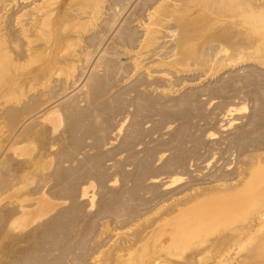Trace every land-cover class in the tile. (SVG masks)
<instances>
[{
    "label": "bare ground",
    "instance_id": "obj_1",
    "mask_svg": "<svg viewBox=\"0 0 264 264\" xmlns=\"http://www.w3.org/2000/svg\"><path fill=\"white\" fill-rule=\"evenodd\" d=\"M140 1H141V3L143 2L144 4H142L143 7H141V10L140 11L137 10V11H139V12H137L135 10V8L138 4H140ZM131 4H133V5H131ZM121 5L123 6L124 10H126L129 7V5L132 6L133 9H131V14H130V16L128 15L129 20H128V16H127V18H124L125 19V21H124V19L122 17H120L119 14H118L119 16L117 15V9H118V7L122 8ZM140 6H141V4H140ZM0 7H1L0 8V70H1V66L3 65V62L5 61V59L9 61L8 63H11V62L21 63V61H22V62H24V65H25V62H28L29 60L33 59V61H31V62H33L32 65L34 64V62H36L37 65L35 64L36 67H35V65H33L35 67V70H33L32 74L34 72H36V75H35L36 77L37 76L43 77V83L41 85H39L40 89L39 90L37 89L38 91L36 93H34V95H33L35 98H38L41 100V103L39 102L40 104L39 103L37 104L39 106L33 111L31 109V112H28L26 115L23 114L24 116L22 118V121L19 123L18 128L14 127L15 130L7 133L6 135L4 133L3 138H1L2 136L0 134V171L3 168H7L8 165L12 164L13 162H15L16 164L18 163V166H16L17 168H15L13 170L15 176L9 174L8 175L9 178L5 179V184L0 189V197H1L0 202H2V204H3V205H1L2 206L1 209L4 212L3 215H6V225H5V231L7 234L6 236L9 239V241L11 243L10 245L12 247V249L10 251V262H9V264H37V261L34 260L35 256L33 258L31 257V259H33V260H31L30 258H28L30 256H27L26 254H27V250H29V247L31 248L32 246L36 245L35 244L36 240H38L39 237L45 236L48 238V237H52L53 235L56 236V234H55L56 232H57V235H59L58 229L59 228L61 230L63 229V228H61L62 227L61 223L64 222V225H65V222L68 221L67 219H70V218H66V221L61 220V219H63L62 217H65V216L68 217L69 216L68 214H70V215L72 214V217L73 218L75 217V221H77L76 216L81 214L82 210H85V209L81 208L82 204H80V203L86 204V206L89 207L90 209L94 208V197L95 196H92V194L90 196V192H89L90 187H93V183L88 185V186L84 185L85 182L83 184H81L84 186H80L79 184H77V187H79V188L75 189V186L73 184H74V182H77V181L73 180L74 182H73V184H71V185H73V187L67 189L66 191H63V193L64 192L66 193V194H64V195H66L65 197H67L65 199L66 201L58 202L57 199L55 198V196L54 197L51 196L52 194H51V189L48 186V183H49L48 181L47 182L41 181V183L38 184V183H36V181L34 179L35 178H40L41 180L44 179L45 178L44 176H46L44 174L45 168H46L47 164L53 160V158L55 156V151H57L56 147L60 146V145H64V147L63 146L62 147L65 148V146L69 144V143L67 144V142H69L70 138H68L66 136V133H60L59 132V126L61 127L60 124H62L61 111H60V106L62 104H66L69 107L68 110L70 112V115H72V116L75 114L79 115V113L82 111L80 108H82L83 104H86L88 107L92 106V105L96 106L93 109H91V113L86 116V120H88L89 121L88 123L91 124V126L93 127L92 131L95 129V127L97 128L93 134L94 138L96 137L97 142L102 140L103 135H104V125L99 124V122L102 118L101 117L99 120L101 108L100 107L98 108L97 107L98 105H96V103H97L96 101L98 99L99 94H102V93H100L102 89L100 90V92H98V89H99L98 85H100L99 83L103 82L102 76L104 74H102V76H101V73L103 71L100 72V67L102 66V64L104 65V69H105V67L113 68L112 67L114 65L113 62L114 61L116 62V60H121V57H123L124 60L126 61V66L128 65L129 69L131 68V71L128 69L131 72V75H132L131 77H134V76L136 78L138 77L140 79V81H142L141 86H143L144 88L150 87L152 89V87H154L153 91H158L159 88L160 89L163 88L159 91V93L161 94L162 97L167 96L169 93H171L172 86H174V85L171 86L173 76H171V74H168L167 70H171V68H173V67L176 68L175 78L183 75V73H184V75H186L185 72H187V70L186 71L182 70L179 68V66L183 65L184 63H187V61L189 62V60H192L194 62L196 61L197 63H199V61H201L203 58L205 60L207 58V60H211L213 62L219 61L221 59H223V61H226L228 59L227 58L225 60V58L228 56L227 53H229V51H231L233 53V54H231L233 57V58H231V59H233V60H231V62H233L235 65H243V66L252 65V67L256 66L260 69H263V71H264V0H4V3ZM123 13H124V11H123ZM127 20L131 24H133L135 29L133 28L134 30L131 29V31H128L126 33H122L123 32L122 31L123 26H124L123 24H125ZM6 21L8 22V27H5L4 23H6ZM6 26H7V24H6ZM125 30H126V26H125ZM11 31L14 32V34H12ZM135 31H137L138 33L137 32L135 33ZM107 35L113 36L112 41H114V44H113L114 47H118V46L120 47L121 46V48H124L125 50L123 52H120V53L117 52L119 55H117V53L113 52V50H112L113 53L109 54L108 53L109 50H108V48H106V45L108 46V44H106V41H108ZM110 39L111 38H109V40ZM94 40L95 41L98 40V41L95 42ZM6 42L11 46V50L8 47L9 50L6 51L7 50L6 49L5 50L6 52L2 53L1 45L4 44V46H5ZM20 43L21 44L23 43L22 46H20ZM86 45H88V46H86ZM205 45H207V46L211 45L212 47L214 45V47H213L214 50L211 53L209 52L210 53L209 57L202 55V47H205ZM5 48H6V46H5ZM112 49H114V48L112 47ZM13 55L17 56V58H14ZM2 60H4V61H2ZM82 60H84V61H82ZM58 61H61L65 64L68 62V66H69V64H70V66H72V71L71 72L69 71L68 76L66 75L67 76L66 82H68V85H70L69 84V81H70V83H72V87H73L74 91H75V89H78V90H76L77 92L75 91L76 93L75 94L73 93V95L70 97H69L70 94H68V92L66 90L56 92L58 90V87L61 88L63 85V83H62L63 81L60 84V80L57 79V77H56L57 75L55 76V73H54V67L57 68L55 65ZM226 63H227V61H226ZM226 63H225V67H226ZM118 64H119V62H118ZM123 64H121L122 67L125 66V63H123ZM17 65L19 66V64H17ZM17 65H15V66L17 67ZM27 65L29 66L28 63H27ZM32 65H31V67H32ZM185 65L186 64H184V66ZM6 66H8V64ZM15 66H12V67L16 68ZM119 66L117 65L116 67H119ZM184 66H182V67H184ZM22 67L23 66H21V69H22ZM25 67L21 71H23L25 69ZM27 67H26V69H27ZM187 67H188V65H187ZM9 69L11 70V68H9ZM57 69H59V67ZM79 69L81 72L80 75H79V72L77 71ZM114 69H115V67L113 68V70ZM246 69H247V67H246ZM55 71L59 72V70H55ZM60 71H61V69H60ZM109 72H111V71H109ZM109 72H107V73H109ZM237 72H239V71H237ZM30 73H28V74H30ZM61 73H63V72L61 71L60 74ZM20 74H22V72ZM26 74H27V72H26ZM115 74H117V73H115ZM242 75H244V74H242ZM109 76H111V74L108 75V77ZM11 77H12V75H11ZM27 77H29V76L27 75ZM7 78H9V77H7ZM13 78H14V76H13ZM113 79H114V77H113ZM137 79H136V81H137ZM186 79H185V81H186ZM127 80H128V78H127ZM0 81H2L1 78H0ZM16 82H17V80H16ZM78 82H80V83H78ZM77 83H78V85H77ZM189 83H190V81H189ZM0 84H2V82ZM176 85H179V84H176ZM21 86L23 87L24 85H21ZM139 86H140V83H139ZM139 86H138V88H139ZM132 87H130V89ZM62 88H64V87H62ZM11 89H12V86L5 87L3 89L4 90L3 92H8V94H9ZM35 89H36V87H35ZM35 89L34 90L32 89V91H36ZM21 90H22V88H21ZM0 92H1V88H0ZM110 92H111V90H110ZM125 92H126V90H125ZM137 92H138V90H137ZM48 93L49 94L50 93H67V94H63V96H61V97H59V95H54L52 98L49 97L50 99H46V97H48ZM69 93H71V92H69ZM130 93H131V91H130ZM1 94H3V93H0V95ZM14 95H16V94H14ZM141 95H142V93H141ZM10 97H11V95H10ZM11 98H13V95ZM71 98H72V100H71ZM111 99H114V98H111ZM141 100H143V99H141ZM144 100H146V99L144 98ZM8 101H10V100H8ZM29 101H31V98ZM158 101H160L159 98H158ZM168 101H170V100H168ZM17 102H20V101L17 100ZM17 102L15 104H17ZM106 102H108V100ZM134 103H136V102H134ZM7 104H5V105H7ZM10 104H13V103H10ZM99 106H101V105H99ZM84 107H85V110L89 109V108L86 109V106H84ZM90 108H92V107H90ZM104 108L106 110V107H104ZM143 108L144 107H142V109ZM24 110H25V107H24ZM68 110L66 107V111H68ZM28 111H30V110H28ZM83 111H84V109H83ZM116 111H118V110H116ZM101 112H102V110H101ZM129 112H130V110H129ZM229 112H231V111H229ZM13 114H15V113H13ZM65 115L66 114H64V116ZM105 116H107V115L105 114ZM79 119L81 120V118H79ZM72 120L73 119H71V122H72ZM79 121H78V123H81V121L80 122ZM126 122H124V123H126ZM252 122H253V120H252ZM118 123H119V121H118ZM74 124H75V122H74ZM139 124H141V123H139ZM82 125H84V124H82ZM76 126L80 127V124L76 125ZM248 126H249V124H248ZM67 127H68V125H67ZM72 127H75V126L72 125ZM136 127H137V125H136ZM69 128H71V127H69ZM78 129H81V127L77 128L75 130L78 132ZM83 129H84V127L82 128V130ZM139 129L141 130L142 128H139ZM2 130H3V128H2ZM86 131H88V130H86ZM121 131H122V126H119L118 129L113 134V137L119 136L121 134ZM64 132H65V130H64ZM131 134H133V132ZM249 134L250 133H248V135ZM122 135H124V134H122ZM179 136L182 138L183 135L182 136L179 135ZM75 138L76 137H74L73 139H75ZM107 138H108V135H107ZM115 138H117V137H115ZM118 139H120V138H118ZM178 140H179V138H178ZM78 141H79V139H78ZM127 141H128V139H127ZM240 141H242V140H240ZM255 141H256V139H255ZM80 142H82V140H80ZM123 142L125 143V141H123ZM254 142H253V144H254ZM124 143H122V144H124ZM84 144H86V143H84ZM84 144H83V146H84ZM239 145L240 144H238V146ZM92 146H94V145H92ZM122 146H124V145H122ZM88 147H90V146H88ZM95 147L96 146H94L93 149ZM252 147H254V146H252ZM85 148H86V146H85ZM125 149L126 148H124L123 151H125ZM182 149H184V148H182ZM103 150H104V148H103ZM137 150H139V149H137ZM106 151H108V150H106ZM129 151L130 150H128V152ZM132 151H134V149ZM248 151L249 150H245V152H243L241 159L242 158L244 159L243 160L244 164H246L247 160L248 161L251 160L252 163H250L248 165H251L250 167H252V168L247 167L246 166L247 164L239 166L237 168V170L234 171L235 173H232V174H234L233 177L229 178V179L223 178V177L222 178H220V177L214 178L212 181L207 182L208 181L207 180V181H205L206 183L201 184V185L197 181H195L196 183H194V181H193V184H195V185L190 184L191 186H183V185H182V187L179 186L178 189L176 188L177 190L176 189H175V191L172 190L173 191L172 193L169 190L175 188L177 183H179V181H180L179 178L169 177L168 178L169 180L165 181L163 183L160 182L162 180L161 178H160L161 179L160 181H158V180L152 181L151 180L152 182H150V183L155 184V185L158 183L159 184L161 183L162 188L164 189L165 193H166V190H168V192L166 194H164V192H162V194H164L165 197H169L166 195L170 192L169 193L170 196H173L172 198L170 197L171 201L168 200L170 203L165 202L166 203L165 204L163 202V203H161V205H157V207L154 206L153 211L151 210V208H153V207L150 208L149 206L151 203L154 204V202H151L150 204L148 203L149 204L148 211L149 210H151V211H149V212L147 211V214H146V212L144 210L145 214L143 215V217L142 216L138 217V219L136 218L138 216V214H136L137 216L135 215V219H137V220H133V222H134L133 226L131 225L133 222H131V224L128 222L129 225L132 226L131 228L133 229V232H132V229H131V232H129V233H132V235H126V236L121 237L120 233H118L115 235L116 236L115 239L113 238L114 240L112 239V237L110 238V240L105 239L106 242H108V243L110 242L111 244L105 243V241L104 242L99 241L97 243L99 246L98 250L104 249L106 247L110 248V249L107 248L108 250H110V257H108V255H105V254H109L107 252V249H104L106 251L101 250L102 252L103 251L105 252V254L104 253H101V254L102 255L104 254L105 258H106V256L108 258L107 264H168V263L172 264V263H170L171 261L168 262L169 259L172 260L171 258L174 257V258H177L178 260H181L182 259L181 257L180 258L175 257V255L176 254L178 255V252H179L180 256L182 254H183L182 256H186V254L184 255V252L187 249H190L192 247H194V249H195L196 248L195 246L197 244L198 245L197 249H196L197 251L194 252L193 255L190 257H188L189 254H187V257H183V260H181L182 264H189V261L193 262L194 258H197V256H199L198 258L200 259L203 254L205 255V252H208L209 250H214L217 247H218L217 249H219V247L221 248V246L228 243L229 239L232 237L231 235H233L232 233H234L233 230L229 229L230 233L224 234V235H222V232H221L220 234L222 236H220L218 234L217 236H219V237H216V236H215L216 238L211 237L213 239L208 238V236H205L207 238H204V237L202 238V234L204 233L205 235H207L208 233H210L213 230L212 228L215 227L217 224H218L217 226H219V224L222 222H225V224H226V221H228L230 219H231V222L235 223V222H237V219H238L243 224H245L246 233L248 235H250V239L248 241H251L253 239L252 242H254V243L251 245L250 248L245 245L247 248H249L247 251L245 250V248L242 249V247H244V245L241 247L240 246L241 244L239 245L238 243H236V244H238L240 249H242L243 251L245 250L247 252V255H244V253L242 254L243 255L242 260H240L241 258L238 259L239 255L235 254L234 251H232L233 248L237 249L238 246H236V244H235L236 247H232L230 245L232 247L231 251L228 250L229 248H226V249L230 252H233L235 255H238V256H233V258L236 257V259H238L235 262V264H249V261L251 260V258H253L254 255H257L255 253L258 251V250H256L257 246H258V249H259V247L261 249L264 248V246H263L264 245L263 244L264 243L263 242V239H264V173H260L261 171L258 172L256 166H253V160L254 159H258V161H261V162L263 161L264 152H261L259 149H256V150H253L250 152H248ZM64 152H68V150L64 151ZM82 152H84V148H83ZM92 152H94V151H92ZM97 153H99V152H97ZM102 153L104 154V152H102ZM119 153H120V151H119ZM70 154H72V153H70ZM79 154H80V152H79ZM93 154H95V153H93ZM59 155H60V153H59ZM89 155L90 154H88V157H89ZM101 156H103V155H101ZM138 156H139V154H138ZM138 156H135V157H138ZM64 157H66V155H64ZM88 157H87V159H89ZM183 158H185V157H183ZM72 160H74V159H72ZM60 161L58 162L59 164H60ZM185 161H186V159H185ZM69 162H71V161L69 160ZM178 162H179V160H178ZM183 162H182V164H183ZM261 162H260V164H261ZM257 163H259V162H257ZM166 164H168V163H166ZM258 165L259 164H257V166ZM253 167H255L256 170L253 169ZM261 167H262V165H261ZM83 168H82V170H83ZM178 169H179V167H178ZM261 169L263 171L264 166ZM169 172H171V171H169ZM4 174H6V172ZM120 174H121V172H120ZM117 175H118V173H117ZM123 175H124V173H123ZM171 175H172V173H171ZM6 176L7 175H5V177ZM78 176H80V174ZM84 177H86V176L84 175ZM87 177H86V179H87ZM49 178H50V176H49ZM76 178L77 177H75V179ZM139 178H140V176H139ZM145 178H146V176H145ZM150 178L152 179V177H150ZM99 179H101V178L99 177ZM57 181H59V180H57ZM54 182H55V180H54ZM61 182L62 181H60V183ZM60 183H58L57 185H54L53 187H51V186L50 187L53 189V191L54 190L56 191L55 188L60 186L59 185ZM132 183H134V182H132ZM62 184H64V183L62 182ZM104 186H105V184H104ZM138 186H140V185L138 184ZM153 187H154V185H153ZM146 189H147V187H146ZM160 189H161V187H160ZM163 189H162V191H163ZM64 190H65V188H64ZM153 190H154V188H153ZM156 190H158V188ZM144 191H145V189H144ZM150 191L152 192V189ZM119 192H121V191H119ZM159 192L157 194H159ZM153 193H156V191ZM157 194H156V196H158ZM54 195H55V192H54ZM58 195H59V193H58ZM58 195H56V197L60 196V195L59 196ZM64 195L61 194V198H63L62 196H64ZM156 196H154V198ZM161 196L162 195H159V197H161ZM162 198H160V199H162ZM59 200H60V198H59ZM120 200H122V199H120ZM117 201H119V200H117ZM156 201H157V199H156ZM149 202H150V200H149ZM116 203H118V206H119V204L121 206V201H120V203L115 202L113 207H115ZM68 204L69 205L71 204L69 209L65 208L64 211H61V210L58 211L59 209H61L62 207H65ZM78 204L81 206H79ZM123 204H124V202H123ZM101 205L103 206V204H101ZM107 205H105V207ZM110 205H108V206L110 207ZM125 205H126V203H125ZM147 205H146V207H147ZM77 206H79L81 208L80 209L81 211L79 209H78L79 211L77 210V208H78ZM86 206H85V208H86ZM118 206H117V208H119ZM151 206H152V204H151ZM90 209H89V211H90ZM101 209H103V208H101ZM104 210H101L100 213H96V215L98 214L97 215L99 217L98 221L100 222V227H98L99 232L97 231L98 234H94V235H97V236H95L96 242L98 240H103L104 237L107 236V232L109 231V227H110L109 223L110 222L109 223H108V221L104 222V220H106L107 218L109 219V216L107 217L108 209H104ZM110 210H112V209H110ZM110 210H109V213H110ZM119 210L117 209L116 211H119ZM132 211H133V209H132ZM79 212H81V213H79ZM111 212H114V209ZM115 213H117V216H118V214L120 215L122 212L121 213L115 212ZM115 213H110V214H111V216H114V218H116ZM127 213H129V212H127ZM131 214H132V212H131ZM131 214H129V215H131ZM96 215L94 217H97ZM0 216H1V214H0ZM148 216H150V218L147 219ZM59 218H60V220H59ZM78 218H79V216H78ZM111 218H113V217H110V219ZM128 219H126V220H128ZM130 219H131V217H130ZM233 219H236V221H234ZM70 220H72V219H70ZM118 220H120V219H118ZM126 220L124 222H126ZM1 221H3V220H1ZM73 221H74V219H73ZM94 221H96V218L94 219ZM59 222H61L60 223L61 227L58 224ZM79 222H80V220H79ZM120 223H121V220H120ZM2 224H3V222H2ZM71 224H73V223H71ZM68 225L69 224L67 223V226ZM97 225L99 226V224H97ZM221 225H220V227H221ZM65 226H63V227H65ZM70 226H73V225H70ZM70 226L68 228H70ZM85 227H87V225ZM0 228H2V227H0ZM68 228H67V230H68ZM72 228H74V227H72ZM98 228L96 226V229H98ZM86 229H88V228H86ZM67 230L66 231L62 230L63 232L61 231V233L67 232ZM70 230H72V229H69L68 231H70ZM92 230H90L89 232H91ZM209 230H211V231L209 232ZM215 230L216 229H214V231ZM93 231L95 233H97L96 230H93ZM218 231L220 232V230H218ZM236 231H237V227H236ZM70 232H68V233H70ZM116 232H118V231H116ZM197 232L198 233L203 232L200 236L202 238L201 240H198L199 234L197 235L196 234ZM213 232H212V234H213ZM226 233H227V231H226ZM64 234H66V233H64ZM204 234H203V236H204ZM244 234H245V232H244ZM247 234H245V235H247ZM68 235H70V234H68ZM100 235H101V237H100ZM195 235H197L198 238L195 237V240H194L193 236H195ZM214 235H216V234H214ZM245 235H244V237H245ZM4 236H5V232H4ZM196 238H197V241H196ZM84 239H87V238H84ZM240 239H239V241H242V238H240ZM0 242H1V240H0ZM245 242L242 241L243 244ZM55 243L57 245V242H55ZM55 243L52 245V249L50 250V253H51V251L53 252L54 249H56ZM247 243L248 242H246V244ZM261 243L263 245H261ZM79 246H81V244ZM82 246H84V245H82ZM227 246L229 247V245H227ZM56 247H58V246H56ZM84 247L85 248H79V249L80 250L84 249V251H85L86 245ZM224 247H226V246H224ZM224 247H222V248H224ZM68 249H67V251H69ZM242 250H241V252H242ZM47 251H49V249ZM238 251H235V252L237 253ZM259 251H260V249H259ZM261 251L259 253L262 254ZM217 252L219 253V250ZM253 252H254V254H253ZM222 253L223 252H221L220 254L222 255ZM63 254H65V253H63ZM172 254H174L173 257L169 258V256L170 255L172 256ZM228 254L229 253L227 252L226 255H228ZM230 254L233 255L232 253H230ZM261 254H259V255H261ZM204 255H203V257H205ZM259 255H257L258 258H259ZM95 256H96V254H95ZM216 256H215V259H216ZM257 256L255 258L257 260L254 262H257L259 259H261V258L258 259ZM261 257L264 260V254H263V256L261 255ZM75 258L72 260V262H71L72 264H75V260L78 261V263H79V260H81V259L83 260L86 257L85 258L80 257V259H79V257L77 259H75ZM209 258H207V259L209 260ZM96 259H98V258H96ZM199 259H197V260L199 261ZM212 259L214 260V258H212ZM94 260H95L94 257H93V259L89 258V262L88 263L86 262V264H94L95 262L99 261V260H97L94 262ZM174 260H175V262L178 261L176 259H174ZM208 260H206V261H208ZM213 260L211 261V263L213 262ZM233 260L235 261V259H233ZM263 260H261V261H263ZM104 261H105V259H104ZM204 261H202V262H204ZM219 261H222V259ZM234 261H232V262H234ZM228 262H229V260H228ZM232 262L230 264H232ZM259 262H260V260H259ZM71 263H69V264H71ZM81 263H83V262H81ZM101 263H105V262L101 261ZM193 263H190V264H193ZM179 264H181V262ZM196 264H197V261H196ZM209 264H210V262H209ZM213 264H216V262L215 263L213 262ZM222 264H224V263H222ZM225 264H226V262H225ZM227 264H229V263H227ZM251 264H252V261H251ZM260 264H263V263H260Z\"/></svg>",
    "mask_w": 264,
    "mask_h": 264
},
{
    "label": "rangeland",
    "instance_id": "obj_2",
    "mask_svg": "<svg viewBox=\"0 0 264 264\" xmlns=\"http://www.w3.org/2000/svg\"><path fill=\"white\" fill-rule=\"evenodd\" d=\"M3 3H4V0H0V6ZM140 4H141V6H140ZM140 4H138L139 6L138 5L136 6V8H135L136 11L137 10L140 11L141 7H143L142 4H144V3L143 2L141 3V1H140ZM131 5H133V4H131ZM131 5H129V7L126 10H124L122 5H121L122 8L118 7L117 15L119 14L120 17H122L123 19L127 18L128 15L130 16L131 9H133ZM137 7L138 8L140 7V8L138 9ZM123 11H124V13H123ZM139 11H137V12H139ZM129 16H128V20H129ZM124 21H125V19H124ZM127 21L125 23L126 25L123 24L124 26H123V30H122L123 32L122 33H126L128 31H131V29L132 30L135 29L133 24H131L129 21L128 22ZM4 24H5V27H8V22L7 21ZM6 24H7V26H6ZM125 26H126V30H125ZM136 32L137 31H135V33ZM12 34H14V32H12ZM107 37H108L107 38L108 41H106V44H108V46L106 45V48H108V50H109L108 53L109 54H112L113 52L120 53V52H123L125 50L124 48H121V46L120 47L119 46L118 47H114L113 46V44H114V41H112V37L113 36H111V35L108 36L107 35ZM109 38H111V39L109 40ZM97 41L98 40H96L95 42H97ZM22 44L20 43V46H22ZM5 46H6V48H5ZM5 46H4V44L1 45L2 53L8 51L9 48L11 50V46L7 42L5 43ZM86 46H88V45H86ZM112 47L114 49H112ZM213 47H214V45H213ZM213 47L211 45H208V46L205 45V47H202V55H204L206 57L207 56L209 57L210 53L214 50ZM112 50H113V52H112ZM118 53H117V55H119ZM229 53H227L228 56L225 58V60L228 58L226 60L227 63H226V61H223V59H221L219 61H216V62H213L211 60H207V58H206V60L203 58L202 59L203 61L201 60V61H199V63H197L196 61L194 62L192 60H189V62L187 61V63H184V64H186L185 66H184V64L179 66L180 69L185 70V71L187 70V72H185L186 75H184V73H183V75H181V76H179L177 78H175V76H176L175 75L176 68L173 67V68H171V70H167V73L171 74V76H173L172 77L171 86L172 85H174V86H172L171 93H169L167 96H164V97H162L161 94L159 93V91L161 89H163V88H161V89L159 88L158 91H153L154 87H152V89L150 87H148V88L145 87L144 88L143 86H141L142 85L141 84L142 81H140V79L138 77L137 78L139 80L135 76L131 77L132 76L131 72H130L131 68L129 69L128 65L126 66V61L124 60L123 57H121V60H116L117 63L115 61L113 62L114 65L112 67L113 68L115 67L114 70L111 67L110 68L109 67L108 68L105 67V69H104V65L102 64V66L100 67V72L103 71L101 73V76H102V74H104L102 76V78H103L102 80H103L104 83L101 82V83H99L100 85H98L99 86L98 87L99 88L98 92H100V90L102 89L101 92H100L102 94L98 93L100 97L98 96V99L96 101L97 102L96 105H98L97 107L98 108L100 107L101 110H102V112H101V110L99 109L100 110L99 120L102 117L100 122H99V124L104 125V135H103V138L101 140L102 142L101 141L97 142L96 137L94 138V136H93V134H94V132L96 131L97 128L95 127V129L92 131L93 127L91 126V124L88 123L89 121L86 120V116L89 115L91 113V109H93L96 106L92 105V106L88 107L86 104H83L82 108H80L82 110L79 113L80 116L78 114H75V115H73L74 117L72 115H70V112L68 110L69 107L66 104H62L60 106L62 124H60L61 127L59 126V132L60 133H66V136L68 138H70L69 142H67V144L68 143L69 144L66 145L65 148H63L64 145H60V146L56 147L57 151H55V156H54L53 160L50 163H48L46 168H45V172H44V174L46 175V176H44L45 178L42 179V180L40 178H35L34 180L38 184L41 183V181H45V182L48 181L49 182L48 186L51 189V194H52L51 196L52 197L55 196V198L57 199L58 202L66 201L65 199L67 197H65L66 195H64L66 193L65 192L63 193V191H66L67 189L73 187V185L75 186V189H76V188H79V187H77V184H79L80 186H84V185L88 186V185L93 183V187H90L89 192H90V196H91V194H92V196H95L94 197V208L90 209L89 207L86 206V204L80 203V204H82L81 208L85 209V210L81 211L80 210L81 208L79 207L81 205L78 204L79 206H77L78 207L77 210L79 209L82 212V213L79 212L81 214L78 213L79 214L78 215L79 218H78V216H76V220L78 222L75 221V217L73 218L72 214L71 215L68 214L69 215L68 217L65 216V217H62L63 219H61V220H65V221H66V218L72 219V220L67 219L68 221L65 222L66 226L64 225V222L63 223H61V222L58 223L59 226L62 224V227L61 226L60 227L63 228L62 229L63 231H66L67 228L70 225H73V226H70V228H68V230L72 229L70 231L73 234L70 231H68V230H67V232H64L67 235L64 234V233H61L62 230L58 227L59 229L58 228L57 229H58L59 235H57V232H56L55 233L56 236L53 235L52 237H48V238L45 237V236L39 237L38 240H36V243H35L36 245L32 246L31 248L29 247V250H27V254L26 255L30 256L28 258L31 259V257L33 258L35 256L36 258L34 257V260L37 261V264H69V263L72 262V260L75 257H76L75 259H77L78 257H79V259H80V257L81 258H85L86 257L83 260L81 259L82 261L78 259L79 263H78V261L75 260V264H80L81 262H83L81 264H84V263L86 264V262L87 263L89 262V258L93 259V257H94V259H95L94 262L97 261V260L100 261V262L97 261L94 264H99V263L100 264H105V263L107 264L108 258H107V256H106V258L104 256V254H105L104 251H106L104 249H107L108 247H106L104 249H99L100 250L99 251L98 250L99 246H98L97 243L99 241H103V242L105 241V243H108V242H106V240H108V239L110 240L111 237H112V239L113 238L115 239V237H116L115 235L118 234V233H120L121 237L126 236V235H132V233H129V232H131V229H132L131 227L134 224L133 220H137L138 217H141V216L143 217L145 212L147 214V211H148L149 207L150 208L153 207V208H151V210L153 211L154 210V206L157 207V205H161V203H163V202L164 203L165 202L166 203H170L168 200L171 201V198L173 197V196H170V194H169L170 192L172 193L173 191H175L176 188L178 189L179 186L182 187V185L183 186H191L193 184V181H194V183H196L195 181H197L201 185V184L206 183L205 181H207V180H208L207 182L212 181L214 178H219V177L222 178L223 177V178H228L229 179V178L233 177L234 174H232V173H235L234 171H236L239 166L246 165V164H247L246 165L247 167L251 166V165H248V164L252 163V161L251 160H249V161L247 160L246 164H244V162H243L244 159L243 158L241 159V156H242L243 152H245V150H249L248 152H250V151L259 149L261 152H264V71H263V69H260V68H258L256 66L252 67V65H250V66L249 65H247V66L235 65L233 62H231V60H233V59H231V58H233L231 54H233V53L231 51H229ZM13 57L17 58V56H15V55H13ZM2 61H4V60H2ZM31 61H33V59L29 60L28 62H25V65H24V62H22V61H21V63H16V62L8 63L9 61L5 59V61L3 62L4 66L3 65H2L3 67L1 66L0 78H1L2 81H0V83L2 82V84H0V88H1V92L0 93H3V94L0 95V119H1L0 120V131H1L0 134L2 136L1 138L4 137V133L6 135L7 133L15 130V128H18V125L22 121L23 116L26 115L28 112H31V109H32V111L35 110L39 106L37 104L39 102L41 103V100L38 99V98H35L33 95H34V93H36L40 89L39 85H41L43 83V77L42 76H37L36 77L35 76L36 72H34L32 74L33 70H35V67H36L37 63L34 62L33 65L36 64L35 67H34L32 65L33 62H31ZM82 61H84V60H82ZM118 62H119V64H118ZM27 63L29 64V66L27 65ZM123 63H125V66L122 67L121 64H123ZM225 63H226V67H225ZM7 64H8V66H6ZM17 64H19V66ZM11 65L12 66L17 65V67L15 66L16 68H14ZM20 65L23 66L22 69L25 66L26 67L28 66V67H27V69L25 67V69L23 71H21L22 69H21ZM31 65H32V67H31ZM117 65L118 66L120 65L119 66L120 68L116 67ZM187 65H188V67H187ZM55 66L57 68L59 67V69L54 67L55 76L57 75L56 77H57V79L60 80V84L63 81L62 82L63 83L62 87H64V88L61 87L62 89L58 87V90L56 89L57 90L56 92L65 91L66 90L68 92V94H70L69 97L72 96L73 93L75 94L77 92L76 90H78V89H75V91H76L75 92L73 87H72V83H70V81H69L70 85H68V82H66V77L69 75V71L70 72L72 71V66H70V64L68 66V62L65 64V63H63L61 61H58ZM182 66H184V67H182ZM246 67H247V69H246ZM9 68H11L12 71ZM60 69L63 72L61 74H60V72H61ZM55 70H59V72L55 71ZM77 71L79 72V75H80L81 74L80 69L77 70ZM109 71H111V72H109ZM237 71H239V72H237ZM21 72H22V74H20ZM26 72H27V74H26ZM107 72H109V73H107ZM249 72L250 73L252 72V73L250 74ZM28 73H30V74H28ZM115 73H117V74H115ZM107 74L108 75L111 74V76L108 77ZM242 74H244V75H242ZM11 75H12V77H11ZM27 75L31 79L29 77H27ZM13 76H14V78H13ZM7 77H9V78H7ZM113 77H114V79H113ZM127 78H128V80H127ZM136 79H137V81H136ZM185 79H186V81H185ZM16 80H17V82H16ZM189 81H190V83H189ZM78 83H80V82H78ZM78 83H77V85H78ZM139 83H140V86H139ZM176 84H179V85H176ZM21 85H24V86L22 87ZM137 85L139 86L140 89L138 88ZM8 86H12V89L10 90L9 94H8V92H3L4 91L3 89L5 87H8ZM35 87H36V89H35ZM130 87H132L133 89L132 88L130 89ZM21 88H22V90H21ZM32 89L33 90L35 89L36 91H32ZM110 90H111V92H110ZM125 90H126V92H125ZM129 90L131 91V93H130ZM137 90H138V92H137ZM69 92H71V93H69ZM141 93H142V95H141ZM14 94H16V95H14ZM63 94H67V93H50V94L48 93V97H46V99H50L54 95H59V97H61V96H63ZM10 95H11V97L13 95V98H11ZM157 97L159 98V100L161 102L158 101ZM30 98H31V101H29ZM111 98H114L115 100L111 99ZM144 98L146 100H144ZM141 99H143V100H141ZM8 100H10V101H8ZM17 100L20 101V102H17ZM71 100H72V98H71ZM107 100H108V102H106ZM168 100H170V101H168ZM16 102H17V104H15ZM134 102H136V103H134ZM4 103L5 104L8 103V104L5 105ZM10 103H13L14 105L10 104ZM99 105H101V106H99ZM84 106H86V109L87 108H89V109L85 110ZM24 107H25V110H24ZM66 107H67L68 111H66ZM90 107H92V108H90ZM104 107H106V110H105ZM142 107H144V108L142 109ZM83 109H84V111H83ZM28 110H30V111H28ZM116 110H118V111H116ZM129 110H130V112H129ZM229 111H231V112H229ZM13 113H15V114H13ZM101 113L102 114L104 113V114L102 115ZM64 114H66V115L64 116ZM105 114L107 116H105ZM79 118H81V120ZM71 119H73L74 121L72 120V122H71ZM79 120L84 125H82L81 123H78ZM252 120H253V122H252ZM118 121H119V123H118ZM74 122H75L76 125L80 124L81 129H78V132L75 129L80 128V127L79 126L77 127L74 124ZM124 122H126V123H124ZM139 123H141V124H139ZM248 124H249L250 127L248 126ZM67 125H68V127H67ZM72 125L75 126V127H72ZM136 125H137V127H136ZM119 126H122V131H121V134L119 135L120 137L119 136H114L113 137V134L115 133V131L118 129ZM69 127H71V128H69ZM83 127H84V129L82 130ZM2 128H3V130H2ZM139 128H142V129L140 130ZM85 129L88 130V131H86ZM64 130H65V132H64ZM131 131L133 132V134H131L132 133ZM248 133H250V134L248 135ZM122 134H124V135H122ZM107 135H108V138H107ZM179 135H181V136L183 135L182 138ZM74 137H76V138L73 139ZM115 137H117V138H115ZM77 138L79 139V141H78ZM118 138H120V139H118ZM178 138H179V140H178ZM127 139H128V141H127ZM255 139H256V141H255ZM80 140H82V142H80ZM240 140H242V141H240ZM123 141H125V143ZM83 142L86 143V144H84ZM253 142H254V144H253ZM122 143H124V144H122ZM83 144H84V146H83ZM238 144H240V145L238 146ZM92 145L96 146L94 148L95 150L93 149L94 146H92ZM122 145H124V146H122ZM81 146L84 148V152H82L83 148ZM85 146H86V148H85ZM88 146H90V147H88ZM252 146H254V147H252ZM103 148H104V150H103ZM124 148H126L125 151H123ZM182 148H184V149H182ZM133 149H134V151H132ZM137 149H139V150H137ZM67 150H68V152H64V151H67ZM106 150H108V151H106ZM128 150H130L131 152L130 151L128 152ZM92 151H94V152H92ZM119 151H120V153H119ZM79 152H80V154H79ZM97 152H99V153H97ZM102 152H104V154ZM59 153H60V155H59ZM70 153H72V154H70ZM93 153H95V154H93ZM88 154H90L89 157H88ZM138 154H139V156H138ZM64 155H66V157H64ZM101 155H103V156H101ZM135 156H138V157H135ZM87 157L89 159H87ZM183 157H185V158H183ZM71 158L74 159V160H72ZM185 159H186V161H185ZM69 160L71 162H69ZM178 160H179V162H178ZM59 161H60V164L58 163ZM182 162H183V164H182ZM257 162H259V163H257ZM260 162L261 161H258V159H254L253 160V166H256L258 172L261 171L260 173H264V169H263V171L261 169L264 166V158H263V161L261 162V164H260ZM166 163H168V164H166ZM257 164H259L260 166L258 165L259 166L258 167ZM10 165H8L7 168L1 169V171H0V189L5 184V179L9 178L8 177L9 174L15 176L13 170L15 168H17L16 166H18V163L16 164L15 162H13ZM261 165H262V167H261ZM81 167L82 168L84 167L83 170H82ZM178 167H179L180 170L178 169ZM250 168H252V167H250ZM256 168L253 167V169H255V170H256ZM169 171H171V172H169ZM3 172L4 173L6 172V174H4ZM120 172H121V174H120ZM117 173H118V175H117ZM123 173H124V175H123ZM171 173H172V175H171ZM79 174H80V176H78ZM5 175H7V176L5 177ZM84 175L86 177L88 176L87 179L89 181L86 179V177H84ZM138 175L140 176V178H139ZM49 176H50V178H49ZM145 176H146V178H145ZM75 177H77V178L75 179ZM99 177L102 180L99 179ZM150 177H152V179ZM169 177L179 178L180 181H179V183H177L175 188L169 190L170 192L166 195V196H169V197H165L164 194H166L168 192V190H166V193H165L164 189L162 188L161 183L160 184L158 183V184L155 185V184H152L150 182H152L153 180L160 181L162 179L163 181L161 180L160 182L163 183L165 181H168ZM65 178L66 179L68 178V179L66 180ZM54 180H55V182H54ZM57 180H59V181H57ZM73 180H76L77 182H74ZM60 181H62L65 185L62 184V182L60 183ZM73 182H74V184H73ZM132 182H134V183H132ZM58 183H60L59 184L60 186L55 188L56 191L55 190L53 191V189L51 187H53L54 185H57ZM83 183H84V185H81ZM71 184H73V185H71ZM104 184H105L106 187L104 186ZM138 184L141 187L138 186ZM153 185H154V187H153ZM193 185H195V184H193ZM159 186L161 187V189H160ZM63 187L65 188V190H64ZM146 187H147V189H146ZM156 187L158 188V190H156L157 189ZM153 188H154V190H153ZM144 189H145V191H144ZM151 189H152V192L150 191ZM162 189H163V191H162ZM119 191H121V192H119ZM155 191H156V193H153ZM54 192H55V195H54ZM158 192H159V194H157ZM162 192H164V194H162ZM58 193H59L60 196L58 195ZM61 194L64 195V196H62L63 198H61ZM156 194L158 196H156ZM56 195H58L59 197H56ZM120 195L121 196L123 195V196L121 197ZM159 195H162V196L159 197ZM154 196H156V197L154 198ZM59 198H60V200H59ZM160 198H162L163 200L160 199ZM120 199H122V200H120ZM156 199H157V201H156ZM117 200H119V201H117ZM149 200H150V202H149ZM0 201H1V197H0ZM120 201H121V206H120V204L118 206V203H116L115 207H113L115 202H119L120 203ZM123 202H124V204H123ZM151 202H154L155 205L153 203H151ZM100 203L103 204V206ZM125 203H126V205H125ZM148 203L149 204L151 203L152 206H151V204L149 206ZM107 204L108 205L111 204L110 207ZM145 204L146 205L148 204L147 207H146ZM1 205H3L2 202H0V214H1V216H0V222H1L0 223V227H2V228H0V230L2 231V232L0 231V236H1L0 237V240H1V242H0V264H9V262H10V251H11L12 247L10 245L11 243H10L9 239L6 236L7 235L6 231H5L6 215H3L4 212L1 209V207H2ZM68 205H66L65 207H62L58 211H60V210L64 211L65 208L69 209L71 204L69 206ZM105 205H107L108 207L107 206L105 207ZM116 205L119 208H117ZM85 206H86V208H85ZM101 208H103V209H101ZM89 209H90V211H89ZM104 209H108V213H109L110 209H112V210L114 209V212H111L112 210H110V213H115V212L121 213L122 212L121 213L122 215L118 214V216H117V213H115L116 218H114V216H111L110 213L109 214L107 213V217L109 216V219L107 218L106 220H104V222L105 221L106 222L108 221V223L110 222L109 223L110 224L109 231L107 232V236H106L107 238L104 237L103 240H98L96 242V237L95 236H97V235H94V234H98V232H99V228L98 227H100V222L98 221L99 217L97 216L98 214L96 215V213H100L101 210H104ZM117 209L118 210L120 209V210L116 211ZM132 209H133V211H132ZM144 210H145V212H144ZM151 210H149V211H151ZM127 212H129V213H127ZM131 212H132V214H131ZM129 214H131V215H129ZM136 214H138V216ZM95 215L97 217H94ZM128 215L131 217L132 220L130 219V217ZM135 215L137 216L136 217L137 219H135ZM110 217H113V218L110 219ZM60 218H59V220H60ZM95 218H96L97 222L94 221ZM148 218H150V216H148L147 219ZM73 219H74V221H73ZM118 219L121 220V223H120V220H118ZM126 219H128V220H126ZM1 220H3V221H1ZM79 220H80V222H79ZM125 220H126V222H124ZM233 220L236 221V219H233ZM2 222H3V224H2ZM128 222L130 224H131V222H133L131 224L132 226H130ZM67 223L69 224L68 226H67ZM71 223H73V224H71ZM235 223L231 222V219H230V220L226 221V224H225V222L220 223L219 226H217L218 225L217 224L215 226L216 228L213 227L212 228L213 230L211 229L212 231L209 230V232L210 231L211 232L208 233L207 235H205L202 232L204 234V236H203L202 233H198L197 232L196 234L197 235L199 234L198 235V237H199L198 240H201L203 237L207 238L205 236H208V238H211V237L216 238V237H219V236H217L218 234L220 236H222L224 234H229L230 233L229 229L233 230L234 233H232L233 235H231L232 236L230 238L231 240L229 239L228 243H226L225 245L221 246V248L226 246V247L222 248L223 250L220 247H219V249H217L218 248L217 247L214 250H209L208 252H205V255L203 254L205 257H203V255H202L203 258L200 256L202 259L201 258L199 259L198 258L199 256H197V258H194V261L193 260L192 261L195 264H196V261H197V264H209V262H210V264H213V262L214 263L216 262V264H219V263L220 264H222V263L225 264V262H226V264L227 263L230 264L232 261H234L233 259H235V261L232 262V264L233 263L235 264V262L238 259L241 258L240 260H242V256H243L242 254L244 253V255H247L246 251L251 247V245L254 242H252L253 239L251 241H248L250 239V235H248L246 233L245 224H243L238 219H237V222H235ZM97 224H99V226ZM86 225H87V227H85ZM95 225L97 226L98 229H96ZM220 225H221V227H220ZM63 226H65V227H63ZM72 227H74V228H72ZM236 227H237V231H236ZM86 228H88V229L90 228V229L88 230ZM92 229L96 230V232L97 231L98 232L95 233ZM214 229H216V230L214 231ZM217 229L220 230V232ZM90 230H92L94 233L92 231L89 232ZM225 230L227 231V233H226ZM116 231H118V232H116ZM4 232H5V236H4ZM68 232H70V233H68ZM132 232H133V229H132ZM212 232H213V234H212ZM221 232H222V235L220 234ZM244 232L247 235H245ZM68 234H70V235H68ZM201 234H202V238L200 237ZM214 234H216V235H214ZM197 235L193 236L194 240H195V237H197ZM244 235H245V237H244ZM72 237L73 238L75 237V238L73 239ZM100 237H101V235H100ZM84 238H87V239H84ZM197 238H196V241H197ZM213 238H211V239H213ZM240 238H242L243 242L246 241L248 243L246 244V242H245L243 244L242 241H239ZM55 242H57V245H56ZM263 242H264V239H263ZM54 243L59 248L55 246L56 249H54V251L53 252L51 251V253H50V250L52 249V245ZM236 243H238L239 245L241 244L240 245L241 247L244 245V247H242V249L245 248L246 251L244 250L245 251L244 252L242 249H240L238 244H236ZM262 243H261V245L264 244V243L263 244ZM80 244H81V246H79ZM235 244L238 247H237V249L233 248V250H232V247H236ZM82 245H84V246L86 245L85 251H84V249L83 250L79 249V248H85ZM227 245H229V247ZM245 245L247 247H249V248H247ZM197 246L198 245L196 244V246H195L196 248L195 249H194V247H192L190 249H187L184 252V255L186 254V256H182L183 254L180 256L179 252H178L179 256L176 254L177 256L175 255V257H179V258L181 257L182 258L181 260H183V257H187V254H189L188 257H190V256L193 255L194 252L197 251L196 250ZM66 248L67 249L69 248L68 249L69 251H67ZM226 248H229L228 250H230V251L232 250V251H234L235 254H238L239 255L238 259H236V257L233 258V256H238V255H235L233 252L228 251ZM48 249H49V251H47ZM108 249H110V248H108ZM108 249H107V252L109 254H105V255H108V257H110V250H108ZM259 249H260V251L262 250L261 251L262 254L259 253L260 252ZM259 249H258V246H257L256 250H258L259 252L257 251L255 253L257 255L261 254L263 256L264 248L261 249L259 247ZM101 250H104V251L102 252ZM218 250H219V253L217 252ZM241 250H242V252H241ZM235 251H238V252L236 253ZM221 252H223L222 255L220 254ZM227 252L229 253L228 255L230 257L228 255H226ZM63 253H65V254H63ZM101 253H104V254L102 255ZM230 253H232L233 255H231ZM95 254H96V256H95ZM253 254H254V252H253ZM173 255L174 254H172V256L170 255L169 258L173 257ZM257 255H254V257L251 258V260L249 261V264H251V261H252V264H254V263L255 264H260V263L264 264V260L262 259L261 255H259V258H261V259H259ZM215 256H216V259H215ZM256 256L260 260V262H259V260L257 262H254V261L257 260V259H255ZM96 258H98V259H96ZM207 258H209V260ZM212 258H214V260ZM104 259H105V261H104ZM171 259L172 260L169 259L168 262L171 261L170 263H172V264H177L178 262L179 263L181 262V264H182V261L178 260L177 258L173 257ZM174 259H176L178 261L175 262ZM197 259H199V261ZM221 259H222V261H219ZM31 260H33V259H31ZM206 260H208L209 262L206 261ZM212 260H213V262L211 263ZM228 260H229V262H228ZM261 260H263V261H261ZM101 261L105 262V263H101ZM202 261H204V262H202ZM193 262L189 261V264L193 263Z\"/></svg>",
    "mask_w": 264,
    "mask_h": 264
}]
</instances>
